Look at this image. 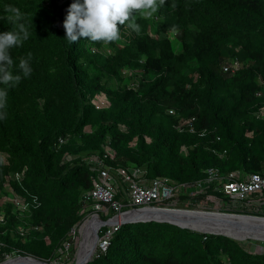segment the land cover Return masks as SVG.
<instances>
[{
    "label": "trees",
    "instance_id": "obj_1",
    "mask_svg": "<svg viewBox=\"0 0 264 264\" xmlns=\"http://www.w3.org/2000/svg\"><path fill=\"white\" fill-rule=\"evenodd\" d=\"M73 2L0 0V33L19 23L29 32L11 50L14 74L22 75L19 59L29 52L33 69L8 90L0 119V195L8 184L24 206L0 203V262L13 254L52 263L64 243L72 251L69 233L82 221L95 174L87 158L184 185L177 209L225 200L214 188L229 173L264 174V0H165L151 18L134 13L139 33L118 25L130 40L107 44L67 41L64 10ZM8 5L21 21L7 19ZM223 59L241 67L224 74ZM99 94L108 108L92 103ZM190 118L192 133L176 128ZM209 171L220 181L208 182ZM198 182L205 193L191 197ZM238 242L168 223L122 224L87 264H264V250Z\"/></svg>",
    "mask_w": 264,
    "mask_h": 264
},
{
    "label": "built area",
    "instance_id": "obj_2",
    "mask_svg": "<svg viewBox=\"0 0 264 264\" xmlns=\"http://www.w3.org/2000/svg\"><path fill=\"white\" fill-rule=\"evenodd\" d=\"M240 67V63L237 59H223L221 62V70L227 75L234 74ZM95 107L97 109L100 108L98 105H95ZM169 114L173 115L174 112L169 110ZM259 116L264 119L262 110ZM193 120V118L182 120L176 128L179 131L186 128V130L192 133ZM107 156L109 155L107 154ZM94 158L92 163L90 162L95 172L91 179L92 189L84 194L81 213L84 209H88L87 206H92L98 219L104 222L98 231V239L94 251L95 255L97 251H106L112 234L122 225L121 219L123 215L127 216L129 213L151 209H177L173 207V202L181 195L185 188L184 185L174 184L167 178H155L146 181L142 173L139 175V172H141L139 170L133 169L134 172L137 171L134 174L130 173V169H119L114 171L101 159L97 157ZM208 173V182L213 183L220 181L215 172L209 171ZM116 175L122 178L127 184L126 189L122 187H120V189L118 188L115 181ZM193 187L194 191L189 194L191 197L205 193L200 182L196 183ZM214 189L221 193L225 200H217L211 197L207 198V200L224 207L226 211L236 209L255 213L264 212V174H249L244 179L241 173L235 171L229 173ZM119 196H122V198L120 199ZM22 209H24L23 204ZM110 213L111 215L106 220L102 219ZM69 235L72 237L74 244L75 229H72ZM1 247L0 244V250ZM70 248V243H65L63 245V251L62 249L59 251L63 253Z\"/></svg>",
    "mask_w": 264,
    "mask_h": 264
},
{
    "label": "clouds",
    "instance_id": "obj_3",
    "mask_svg": "<svg viewBox=\"0 0 264 264\" xmlns=\"http://www.w3.org/2000/svg\"><path fill=\"white\" fill-rule=\"evenodd\" d=\"M164 4L165 0H83L82 3L75 0L69 5L63 21L65 38L69 43H75L81 37L93 43L120 41L122 37L118 25H126L139 33L141 29L134 13L151 18ZM5 11L9 14L7 19L13 23L23 19L18 7L8 5ZM28 39L29 32L23 23L17 24L16 30L0 33V85L4 86L0 87V119L7 118L8 90L17 87L21 79L29 77L33 71L31 52L19 59L18 69L22 75L13 71L11 50L22 47Z\"/></svg>",
    "mask_w": 264,
    "mask_h": 264
},
{
    "label": "water",
    "instance_id": "obj_4",
    "mask_svg": "<svg viewBox=\"0 0 264 264\" xmlns=\"http://www.w3.org/2000/svg\"><path fill=\"white\" fill-rule=\"evenodd\" d=\"M136 215L131 216L123 215L121 224H132L137 222H159L175 225L179 228L188 229L202 234H210L216 236H224L234 240L228 233L236 232L248 235L250 233L261 232L264 234V217L240 215L225 212H210V211H198V210H185V209H151L146 211L135 212ZM125 214V213H124ZM152 215H156L153 218ZM175 221H171L167 218L172 216ZM98 221V226L95 230L96 241L98 239V231L100 226L104 223L99 220L97 215L94 214ZM251 220V221H247ZM116 223V222H113ZM112 223V224H113ZM91 258V257H90ZM87 259L83 264H87L91 259ZM13 259H19L17 262H9ZM0 264H52L41 260H38L31 256H15L9 260L3 261Z\"/></svg>",
    "mask_w": 264,
    "mask_h": 264
},
{
    "label": "rangeland",
    "instance_id": "obj_5",
    "mask_svg": "<svg viewBox=\"0 0 264 264\" xmlns=\"http://www.w3.org/2000/svg\"><path fill=\"white\" fill-rule=\"evenodd\" d=\"M67 9L65 8L64 12L67 14ZM121 40H130L132 38V34L131 32H129L128 30H123L122 34H121ZM173 35H170V38H172ZM173 47L174 50H178L176 43H173ZM110 51L109 48L107 47H103L102 48V52L103 53H108ZM124 77H128L129 76V72L127 70L123 71L122 74ZM92 103H94L95 105L100 106L99 109H104V108H108L109 107V102L107 101L106 97L102 94L97 95L93 100ZM262 112L264 113V111L262 110ZM86 132H89V128L85 129ZM105 152L113 158V152L109 149V148H105ZM94 157L91 158H87L88 161H90L92 163V161L94 160ZM137 172V171H135ZM133 169H130V173L134 174L135 173ZM142 172H139V175H141ZM115 181L117 183L118 188L120 189V187L126 189L127 184L123 181L122 178H120L118 175L115 176ZM120 199L122 198V196H119ZM0 203L3 202H10V203H14L16 206V210L18 211H22V203L21 200L19 198H17L11 191V188L8 184L5 185L4 187V191L1 193L0 195ZM214 200V199H213ZM88 209H84L83 210V217H82V221L81 223L77 226V228L75 229V240H74V244L72 246V251H70V249H68V251H64L61 256V258L59 260L53 261L52 264H74L76 261V254H77V250H78V241L81 240V235H80V230L82 225L84 224V222H86L88 219H90L94 214H95V210L93 209L92 206H87ZM180 209H185V210H198V211H210V212H224L226 210H224V207L219 206L217 203L212 202V201H208L207 199H202L200 200V204L196 207V208H191V209H187V208H183L182 206H178ZM81 225V227H79ZM238 243H242L244 246H246L247 249H249V251L256 253V252H260L264 250V242L261 241H256V240H245V241H241ZM65 244V243H64ZM63 244V245H64ZM96 248V247H95ZM77 249V250H76ZM61 251H59L60 253ZM95 256V254L93 253L91 258ZM15 257V255L11 254L10 256L6 257L4 261L9 260L11 258ZM3 262V261H2ZM1 263V262H0Z\"/></svg>",
    "mask_w": 264,
    "mask_h": 264
},
{
    "label": "bare ground",
    "instance_id": "obj_6",
    "mask_svg": "<svg viewBox=\"0 0 264 264\" xmlns=\"http://www.w3.org/2000/svg\"><path fill=\"white\" fill-rule=\"evenodd\" d=\"M135 215L136 213H129L127 216H131V218H133ZM152 217L156 218L157 216L152 215ZM177 217H179V215L172 216L167 219L171 221H175L176 220L175 218ZM247 221H251V220H247ZM98 225L99 224L95 216H92L82 225L81 230H80L81 240L78 241L79 242L78 250L76 249L77 254H76V261L74 264H83L94 253L96 242H97L95 238V230ZM228 234L230 235V237L234 239V241L238 240L241 242V241L251 239V240L264 242V234H262L261 232L250 233L249 234L250 238H247L248 235L246 234H241V233H236V232H230ZM17 261H20V260L13 259L9 262H17Z\"/></svg>",
    "mask_w": 264,
    "mask_h": 264
},
{
    "label": "crops",
    "instance_id": "obj_7",
    "mask_svg": "<svg viewBox=\"0 0 264 264\" xmlns=\"http://www.w3.org/2000/svg\"><path fill=\"white\" fill-rule=\"evenodd\" d=\"M234 210H235V212H242V213L245 212V210H242V211L241 210H236V209H234Z\"/></svg>",
    "mask_w": 264,
    "mask_h": 264
}]
</instances>
